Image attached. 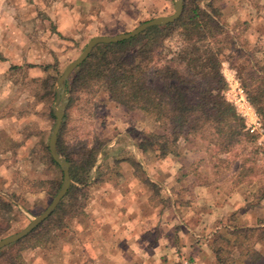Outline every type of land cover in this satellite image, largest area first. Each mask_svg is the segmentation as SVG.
<instances>
[{
	"label": "rangeland",
	"instance_id": "obj_1",
	"mask_svg": "<svg viewBox=\"0 0 264 264\" xmlns=\"http://www.w3.org/2000/svg\"><path fill=\"white\" fill-rule=\"evenodd\" d=\"M56 1L46 0V9ZM174 1H81L72 6L77 10L75 19L59 22L43 18V0L15 1L24 10L29 27L24 40L32 44L0 53V61L5 59L11 65L0 75V195L14 204L12 214L4 212L9 222L0 239L26 228L56 196L52 191L56 185L41 189L36 182H61V172L49 161L45 145L49 146L55 125V88L64 69L93 37L130 32L143 22L172 15ZM216 4L233 42L223 46L222 74L228 84L224 95L239 113L243 87L230 61L246 68L254 52L264 58V0H218ZM57 7L59 12L63 9ZM57 32L58 38L51 41V33ZM43 40L56 50L50 52L52 63L47 68ZM178 41L174 36L166 45L175 49ZM46 88H54L55 95L48 97ZM253 110L257 117L252 111L247 117L239 114L247 130L263 142L262 116ZM64 117L60 134L64 146H98V163L92 172V179L98 181L89 188L84 212L68 228L56 230L52 244L22 251L27 264H216L209 241L218 227L264 222V200L251 206L256 183L235 185L231 170L214 169L209 157L202 161L203 153L187 151L183 139L180 157L160 159L154 151L141 152L138 143L155 125L140 112L113 101L108 92L78 93ZM250 126L257 129L251 132ZM234 152L231 162L251 157L245 141ZM132 158L160 184V198L151 199L153 192L141 181L142 172L132 167ZM194 163L202 174L207 172L204 178L209 185L197 184ZM257 164L256 180H264L263 160L258 159ZM259 264H264V257Z\"/></svg>",
	"mask_w": 264,
	"mask_h": 264
},
{
	"label": "trees",
	"instance_id": "obj_2",
	"mask_svg": "<svg viewBox=\"0 0 264 264\" xmlns=\"http://www.w3.org/2000/svg\"><path fill=\"white\" fill-rule=\"evenodd\" d=\"M204 1H208L207 4H203ZM216 1L185 0L184 12L176 22L153 26L129 40L99 44L69 79V105L80 92H108L113 101L130 111L140 112L155 125L138 143L141 152L154 151L160 159L171 155L180 157L183 139L187 151L203 153L202 161L209 157L215 163L214 169L231 170L235 185L247 181L256 183L255 202L251 204L255 207L264 200V180H256L255 176L257 160L262 159L264 163V141L259 142L258 136L247 130L244 118L225 98L228 84L222 74L223 46L233 42ZM174 36L180 38L175 49L174 45H166ZM230 62L240 77L248 101L262 116L264 128V58H258L254 52L246 68L234 59ZM45 92L48 97L55 95L54 88H46ZM63 128L64 121L57 150L70 164L71 186L49 218L28 236L0 250V264H27L22 255L25 248H45L52 244L55 231L68 228L70 221L86 208L84 200L89 188L98 181L92 179V172L97 167L99 148L64 146L60 139ZM243 141L250 145L251 157L231 162L230 156ZM45 146L49 161L61 172V182L40 180L36 183L41 189L56 185L52 190L56 195L63 172L53 160L49 146ZM130 163L142 172L141 181L153 192L151 199L160 198V184L148 177L138 160L132 158ZM193 166L197 184L209 185L204 178L207 172L202 174L197 163ZM5 211L12 214L14 204L0 195V235L7 230L9 222ZM209 246L216 264H259L264 257V222L253 226L218 227Z\"/></svg>",
	"mask_w": 264,
	"mask_h": 264
},
{
	"label": "water",
	"instance_id": "obj_3",
	"mask_svg": "<svg viewBox=\"0 0 264 264\" xmlns=\"http://www.w3.org/2000/svg\"><path fill=\"white\" fill-rule=\"evenodd\" d=\"M184 4H185V0H175L174 1L175 12L172 15L159 16L151 20H148L146 22H143L130 32L118 34L115 36L93 37L87 43L82 53L73 62L68 64L67 67L64 69L63 73L61 74L60 78L57 81V85L55 88L58 107H54L53 109L56 120L49 140V149L51 156L53 160L60 166L63 172V180L61 187L58 193L56 194V196L54 197V199L52 200V202L50 203V205L46 208V210L42 214L34 218L26 228H24L23 230L17 233H14L12 235L0 239V250L26 237L35 228H37L40 224H42L47 218H49L53 214L57 206L60 204L62 199L66 196L71 186L72 179L70 174V164L67 161V159L64 158L58 152L57 140L60 129L62 127L67 106L70 101L69 94L67 92V86L73 72L89 58V56L92 54L94 49L99 44H112V43H118L121 41L129 40L133 37L138 36L139 34L143 33L144 31H146L147 29L153 26H165L167 24L176 22L184 12Z\"/></svg>",
	"mask_w": 264,
	"mask_h": 264
},
{
	"label": "crops",
	"instance_id": "obj_4",
	"mask_svg": "<svg viewBox=\"0 0 264 264\" xmlns=\"http://www.w3.org/2000/svg\"><path fill=\"white\" fill-rule=\"evenodd\" d=\"M15 1L16 0H0V53H4V51H20V49H22V47H24L25 45L32 44L27 43L24 40V38L29 35V32H27L29 30H27L26 28L28 26L25 23L26 15H24V10L21 9V7L16 6L17 3H15ZM81 1L83 2L89 0H58L56 1V3H58L53 5L54 7L52 6L46 9V0H43V9L44 11H46L43 12V18L47 20L50 19V21L55 22H59L61 19L67 21L71 19L73 20L75 19L74 11L76 9L72 6L81 3ZM58 4L61 8H63L60 9L59 7V9L61 10L60 12L57 7ZM64 6H66L65 12ZM29 22L31 23L32 21ZM57 31L63 34L61 28H58ZM58 32L53 34L51 33V41L58 38ZM53 42L56 43V41ZM49 45V43L43 40V65L52 63L50 52L56 51L52 47L48 48ZM10 67L11 65L7 64L5 59L3 61H0V75L6 73L8 71L7 69H9Z\"/></svg>",
	"mask_w": 264,
	"mask_h": 264
},
{
	"label": "built area",
	"instance_id": "obj_5",
	"mask_svg": "<svg viewBox=\"0 0 264 264\" xmlns=\"http://www.w3.org/2000/svg\"><path fill=\"white\" fill-rule=\"evenodd\" d=\"M240 90H241V93H243V94H241L240 95V97L238 98L239 99V103H240V105L242 106V112H239L243 117H247L248 116V114L251 112L252 114H254V110H253V107H252V105L249 103V101H248V99H247V96H246V94H244V91H243V89L242 88H240ZM236 105H238V103L236 102L235 103ZM255 115V114H254ZM257 115V114H256ZM255 115V116H256ZM257 117V116H256ZM251 128H248L251 132H254L256 129H257V127L256 126H250Z\"/></svg>",
	"mask_w": 264,
	"mask_h": 264
}]
</instances>
